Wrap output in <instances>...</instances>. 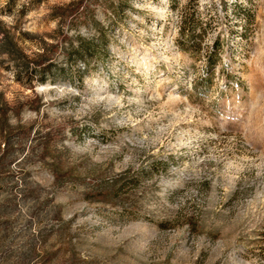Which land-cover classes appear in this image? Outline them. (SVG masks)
Wrapping results in <instances>:
<instances>
[{
	"label": "rangeland",
	"instance_id": "obj_1",
	"mask_svg": "<svg viewBox=\"0 0 264 264\" xmlns=\"http://www.w3.org/2000/svg\"><path fill=\"white\" fill-rule=\"evenodd\" d=\"M0 264H264V0H0Z\"/></svg>",
	"mask_w": 264,
	"mask_h": 264
},
{
	"label": "trees",
	"instance_id": "obj_2",
	"mask_svg": "<svg viewBox=\"0 0 264 264\" xmlns=\"http://www.w3.org/2000/svg\"><path fill=\"white\" fill-rule=\"evenodd\" d=\"M185 22H183V27L181 29V34L188 38L189 33L188 32V26L191 25V22H193V19L191 17L185 18L184 20ZM93 49V46L91 43H81L80 46L78 47L77 51H75V53H79L81 54V52H85V53H90L91 50Z\"/></svg>",
	"mask_w": 264,
	"mask_h": 264
}]
</instances>
